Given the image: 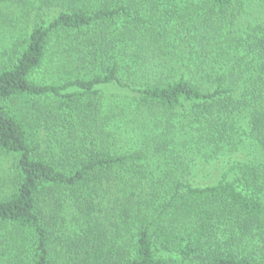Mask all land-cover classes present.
<instances>
[{
    "label": "trees",
    "instance_id": "trees-1",
    "mask_svg": "<svg viewBox=\"0 0 264 264\" xmlns=\"http://www.w3.org/2000/svg\"><path fill=\"white\" fill-rule=\"evenodd\" d=\"M0 40L1 249L264 264V0H0Z\"/></svg>",
    "mask_w": 264,
    "mask_h": 264
},
{
    "label": "rangeland",
    "instance_id": "rangeland-1",
    "mask_svg": "<svg viewBox=\"0 0 264 264\" xmlns=\"http://www.w3.org/2000/svg\"><path fill=\"white\" fill-rule=\"evenodd\" d=\"M2 41L0 40V56L2 55ZM68 73H64L59 70L57 63H50L44 66L40 72L36 75V80L49 81V82H57L60 80L66 79ZM115 91L114 88H106L105 93L111 94ZM60 133V132H59ZM62 134V133H60ZM64 135V134H63ZM60 135V139H61ZM57 143V141H55ZM55 143V145H57ZM15 159L7 154L0 153V191H6L9 187L8 183L10 177L12 176V170L14 169ZM4 248L3 245H1ZM19 251L17 249H1L0 248V264H21L20 260L17 259Z\"/></svg>",
    "mask_w": 264,
    "mask_h": 264
}]
</instances>
